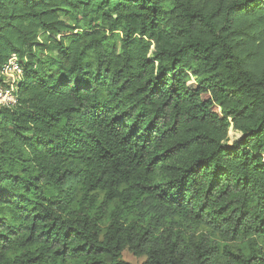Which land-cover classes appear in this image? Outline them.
I'll use <instances>...</instances> for the list:
<instances>
[{
    "label": "trees",
    "instance_id": "obj_1",
    "mask_svg": "<svg viewBox=\"0 0 264 264\" xmlns=\"http://www.w3.org/2000/svg\"><path fill=\"white\" fill-rule=\"evenodd\" d=\"M11 56L0 264H264V0H0Z\"/></svg>",
    "mask_w": 264,
    "mask_h": 264
},
{
    "label": "built area",
    "instance_id": "obj_2",
    "mask_svg": "<svg viewBox=\"0 0 264 264\" xmlns=\"http://www.w3.org/2000/svg\"><path fill=\"white\" fill-rule=\"evenodd\" d=\"M23 77L17 56H11L0 68V107L11 109L17 105V86Z\"/></svg>",
    "mask_w": 264,
    "mask_h": 264
},
{
    "label": "rangeland",
    "instance_id": "obj_3",
    "mask_svg": "<svg viewBox=\"0 0 264 264\" xmlns=\"http://www.w3.org/2000/svg\"><path fill=\"white\" fill-rule=\"evenodd\" d=\"M51 55H55V53H50ZM241 134L235 130H233L232 127L228 130L227 135V144L229 147H232L235 142H237L240 138ZM178 225H181V223L178 221ZM193 230H188L189 232H192L195 237H198L200 235L206 236L210 238L211 241H214L215 244L223 246H230V247H237L242 248L244 250H247V242H237V241H227L224 238H221L219 236L211 235L203 228H192ZM187 231V230H186ZM144 256H135L132 254V252L128 249H126L122 254V260L127 264H141L144 261Z\"/></svg>",
    "mask_w": 264,
    "mask_h": 264
}]
</instances>
